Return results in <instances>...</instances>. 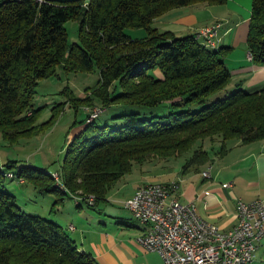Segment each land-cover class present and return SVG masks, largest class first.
<instances>
[{
    "label": "trees",
    "instance_id": "obj_1",
    "mask_svg": "<svg viewBox=\"0 0 264 264\" xmlns=\"http://www.w3.org/2000/svg\"><path fill=\"white\" fill-rule=\"evenodd\" d=\"M226 0H0V134L15 142L51 126L67 105L100 109L123 104L154 108L168 104L163 116L116 115L118 127H98L94 119L73 122L59 182L41 168L19 166L12 178L27 181L40 194H70L95 204L132 164L175 159L189 153L181 172L198 171L226 143L264 141V88L226 91L230 73L223 58L227 47H206L195 35L174 37L158 32L152 20L193 4L221 5ZM77 21V43L67 44L64 24ZM126 28L144 36L130 38ZM245 47L250 61L264 67V0H251ZM64 73L97 72V83L83 97L68 88L66 102L50 118L35 124L32 100L37 81ZM157 70L159 76L147 74ZM217 145L214 153L203 149ZM197 144V145H196ZM15 168L14 162L4 164ZM9 173V172H7ZM6 173V174H7ZM0 168V264H99L79 251L52 221L27 215L2 187ZM11 175V174H10ZM8 177V176H7ZM9 179V178H8ZM59 185V186H58ZM67 196V195H66ZM58 197L56 202L61 203Z\"/></svg>",
    "mask_w": 264,
    "mask_h": 264
},
{
    "label": "crops",
    "instance_id": "obj_2",
    "mask_svg": "<svg viewBox=\"0 0 264 264\" xmlns=\"http://www.w3.org/2000/svg\"><path fill=\"white\" fill-rule=\"evenodd\" d=\"M250 3L251 0H226L221 5L193 4L171 10L153 19L151 26L158 32H169L174 37H183L218 24L217 48H229L223 58L230 73V80L225 89L231 91L239 88L250 93L264 88V67L250 61L245 47V34H236V30L242 25L247 31ZM81 109L83 111L86 107ZM83 113L85 115L84 111ZM76 129L78 128L73 130ZM226 148L223 155L212 156L198 171L177 173L173 167H162L161 181H149L144 176L123 196L122 202L117 203L121 210H104L102 215L107 220L97 219V226L92 222L93 219L91 223L88 220L76 222L72 216L74 214L69 213L70 211L58 218L50 217L49 221L61 227L79 251L89 254L99 264H161L156 253L147 252L138 245L136 240L145 233L146 227L136 222L123 208L124 200L145 184H174L175 189L170 192L171 197L181 204L191 203L199 218L219 230H229L236 223V201L248 203L259 200L264 207V141L241 145L236 140H230L226 143ZM204 172L207 177L201 176ZM18 184L22 185L23 181H18ZM222 184L229 186L223 188ZM112 198L113 196L105 197L106 203ZM73 204L76 208L80 207L78 202ZM95 206L96 204L88 208L93 209ZM110 219L115 220L113 225L108 221ZM262 229L263 235L255 243V251L249 264H264V223Z\"/></svg>",
    "mask_w": 264,
    "mask_h": 264
},
{
    "label": "rangeland",
    "instance_id": "obj_3",
    "mask_svg": "<svg viewBox=\"0 0 264 264\" xmlns=\"http://www.w3.org/2000/svg\"><path fill=\"white\" fill-rule=\"evenodd\" d=\"M66 31L67 44L77 43V21L69 20L64 24ZM236 34H245L246 31L244 25L240 26L236 30ZM126 36H132L139 38L144 35L141 29L126 28L123 30ZM147 74L153 76H159L158 71L149 70ZM97 72L94 70L91 73H64L57 69L55 76L47 79H40L37 81L35 87V94L32 100L33 109H38L35 124H40L47 121L51 116V109L57 104L66 102V97L63 94L65 88H68L73 96L83 97L85 93H88L97 83ZM227 88V87H225ZM99 106L95 104L93 108H86L83 111L85 114L93 112L94 109L98 110ZM81 107L74 111L67 103L63 106L62 112H60L51 126L44 129L37 135L30 138H19L15 142H9L2 138L0 134V168L2 172L7 173L2 179V187L6 189L13 197L16 206L27 215L38 216L43 219L58 218L61 215L73 213L72 215L76 222H82L88 220L93 221L97 226V219H104V210L111 208H118L121 210L119 203L123 196L133 189L144 176L149 181H161L160 172L166 167H173L175 172L179 173L181 167L184 164V160L188 157L189 153H185L175 159L166 160H152L145 162L142 165L132 164L130 172L123 175L117 183L107 192L108 196H113L112 199H108V202H101L96 204L93 209H89L87 204L83 201H76L80 204L79 208H76L73 203H76L72 199L70 194L58 196V194L43 193L40 194L36 189H33L31 184L24 181L22 185L18 184V179L15 177L10 179L8 175H12L16 172L19 166H33L45 170L46 173L52 175L57 174L58 180L60 178V165L62 162L64 148L68 143L67 140L72 134H75L74 128H70L73 122L84 120V113ZM170 111L168 104L162 103L154 108H144L137 106H128L123 104L111 105L106 109H100L99 114L94 120V124L98 127L107 125L110 127H118L124 123L120 118L112 119L116 115L136 114L139 118H148L151 116H163ZM197 145V144H196ZM209 142L204 141L202 143L203 149L210 151V153L217 149V145L214 144L213 149L208 146ZM7 162H14L15 168L5 169L4 164ZM163 167V168H162ZM162 169V170H160ZM13 176V175H12ZM9 178V179H8ZM149 184H161L159 182ZM164 185V184H161ZM58 197L61 198V203L56 202ZM76 198L78 196H75ZM79 198V197H78ZM114 201V202H112ZM122 202V201H121ZM68 206V207H67ZM103 213V215H102ZM51 217V218H50ZM113 225L115 220H108ZM91 223V222H90ZM71 224L74 226L73 222ZM69 234V233H68Z\"/></svg>",
    "mask_w": 264,
    "mask_h": 264
},
{
    "label": "built area",
    "instance_id": "obj_4",
    "mask_svg": "<svg viewBox=\"0 0 264 264\" xmlns=\"http://www.w3.org/2000/svg\"><path fill=\"white\" fill-rule=\"evenodd\" d=\"M218 24L195 33L206 47L216 46ZM100 110L88 114L87 122ZM207 177V173L201 174ZM20 182L22 180L19 179ZM222 184L221 187H228ZM174 184H145L124 200L123 208L131 217L146 227L137 238L138 245L147 252L156 253L161 264H249L255 243L263 235L264 207L259 200L244 203L236 201V223L227 231L207 223L195 213L191 203L181 204L170 196ZM92 205L91 195L83 199Z\"/></svg>",
    "mask_w": 264,
    "mask_h": 264
},
{
    "label": "bare ground",
    "instance_id": "obj_5",
    "mask_svg": "<svg viewBox=\"0 0 264 264\" xmlns=\"http://www.w3.org/2000/svg\"><path fill=\"white\" fill-rule=\"evenodd\" d=\"M195 39L198 40L197 37H195ZM94 111H96V109H94L93 112H94ZM93 112H91V113H89V114H92ZM55 175H57V174H54L53 179H54V180L56 181V183H57V182H59V180H58V176H55ZM8 177H9V178H12V175H8ZM58 186H59V185H58ZM92 197H93V196H92Z\"/></svg>",
    "mask_w": 264,
    "mask_h": 264
}]
</instances>
